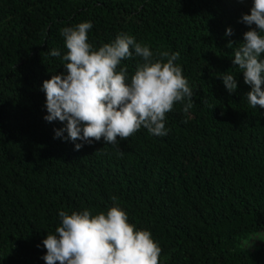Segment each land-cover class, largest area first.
<instances>
[{
    "label": "trees",
    "instance_id": "obj_1",
    "mask_svg": "<svg viewBox=\"0 0 264 264\" xmlns=\"http://www.w3.org/2000/svg\"><path fill=\"white\" fill-rule=\"evenodd\" d=\"M250 6L0 0V264H45L41 241L60 225V210L95 214L114 203L158 242V264H264V108L247 103L250 87L232 63ZM83 21L92 22L88 39L97 48L126 33L154 53L180 54L193 105L185 114L174 104L166 136L142 127L115 145L101 139L79 150L54 138L63 125L44 119L42 83L66 71L60 29ZM53 48L61 57L50 56ZM141 62L124 59L118 69L131 76ZM226 73L238 81L231 94Z\"/></svg>",
    "mask_w": 264,
    "mask_h": 264
},
{
    "label": "clouds",
    "instance_id": "obj_2",
    "mask_svg": "<svg viewBox=\"0 0 264 264\" xmlns=\"http://www.w3.org/2000/svg\"><path fill=\"white\" fill-rule=\"evenodd\" d=\"M241 21L249 30L235 48L232 63L250 87L245 94L247 103L264 108V0H251L250 10L242 14ZM92 27L91 21H83L61 28L67 51L62 55L53 48L49 53L52 57L62 55L66 69L42 83L44 119L63 125L54 131V138L70 140L79 150L101 139L115 145L142 127L151 135L166 136V114L174 104L183 105L185 114L193 105L194 91L182 67L175 63L180 54L154 53L126 33L97 48L88 39ZM232 34V28H226L225 36ZM232 45L229 40L227 46ZM133 57L142 62L129 76L126 66H118ZM220 78L229 94L236 91L238 81L233 74ZM58 215L60 225L41 241L46 249L42 256L45 264H158V242L150 231L130 223L127 212L118 204L106 212L60 210Z\"/></svg>",
    "mask_w": 264,
    "mask_h": 264
}]
</instances>
